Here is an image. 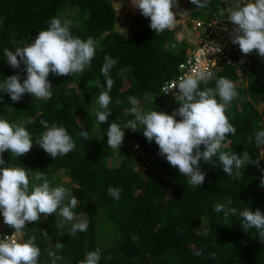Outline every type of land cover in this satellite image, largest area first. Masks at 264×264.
<instances>
[{"label": "trees", "instance_id": "obj_1", "mask_svg": "<svg viewBox=\"0 0 264 264\" xmlns=\"http://www.w3.org/2000/svg\"><path fill=\"white\" fill-rule=\"evenodd\" d=\"M220 1L210 0L203 10L218 11ZM59 11L68 15L74 36L95 41L91 65L82 75L50 73L53 88L47 100L24 94L13 102L0 91V119L23 123L33 141L30 151L17 158L7 151L0 153L5 165L29 170L30 187L40 183L34 176L42 171L52 187L69 189L78 201L73 212L88 221V229L76 235L70 234L72 222L62 218L59 209L42 214L38 222H26L23 240L36 237L41 249L38 264H50L48 249L56 243L64 245L52 249L59 258L56 264H78L96 248L101 249L99 264H264V240L255 228L242 227L241 216L245 208L264 213V145L255 142L256 133L264 130V58L255 51L243 54L230 43V63L207 85L200 84L201 90L214 88L219 77L234 83L239 95L226 115L237 131L226 136L222 150L237 155L248 152L250 161L234 169V174L239 172L235 178L223 172L218 154L210 162L201 161L205 179L193 187L187 182L189 177L171 167L142 130L123 129L119 150L106 142L111 122L123 128L134 119L124 111L131 107L129 96L138 99L141 112L171 115L179 106L178 98H163L160 88L179 74V64L190 47L172 53L178 47L170 43L174 31L155 33L149 18L139 10L129 19L127 31L117 32L110 0H0V79L17 73L21 82L26 78L25 66L21 63L20 68H12L4 49L23 47L18 45L21 41L32 43L51 18H61ZM105 55L117 64L110 71L115 81L110 92L111 113L105 124L98 125L94 108L100 89L95 83H105L100 72ZM41 120L65 127L75 142L74 150L53 160L35 143L46 131ZM81 125L91 139L85 141L77 134ZM110 186L121 189L119 200L107 194ZM217 203L235 208V215L225 219L223 213H215ZM197 250L203 255L195 256Z\"/></svg>", "mask_w": 264, "mask_h": 264}, {"label": "clouds", "instance_id": "obj_2", "mask_svg": "<svg viewBox=\"0 0 264 264\" xmlns=\"http://www.w3.org/2000/svg\"><path fill=\"white\" fill-rule=\"evenodd\" d=\"M131 3L142 16L149 18V27L155 33L175 27L177 14L172 9L177 0H131ZM190 3L197 8L206 9L210 0H190ZM67 16L63 13L61 18H51L47 29L39 31L32 43L21 41L18 45L22 44L23 47L16 46L14 51L4 49L6 61L12 68H20L21 63L25 66L26 78L22 82L19 73L0 79V91L7 93L13 102H19L24 94L37 99H50L53 88L48 80L50 73L58 76L82 75L85 68L91 65L96 53L95 41L92 37L82 40L74 36ZM213 17L226 19L234 25L231 31L227 28L224 30L229 31L231 43L235 47L239 46L243 54L255 51L264 58V0H237L232 10L228 3H222L217 15L211 18ZM211 18L198 19L206 22ZM116 64L115 59L105 55L100 69L105 83L101 84L98 80L95 83V87L100 89L94 108L98 125L105 124L111 113L110 92L115 81L110 76V71ZM213 77L215 76L210 71L202 68L181 77L174 86L178 89L179 106L171 115L156 110L141 112L137 107L138 99L129 96L128 103L131 107L124 111L134 119L126 121L123 128L116 122H111L107 127V145L119 150L124 138L123 129H140L147 141L156 143L159 154L171 167L189 177L187 182L191 186H200L204 182L205 174L201 171L200 162H210L217 154L223 172L235 178L239 172L234 174V169L245 165V160L250 161V156L248 152L237 155L232 151H223L222 148L226 136L235 135L237 131L229 122L226 111L239 93L234 83L224 77L216 79L214 88L205 87L201 90L200 84L207 85ZM116 104H120L119 99ZM177 116L180 117L179 120L176 119ZM40 124L46 131L35 143L53 160L74 150L75 142L65 127L54 123L49 126L45 120H41ZM80 128L77 134L85 141L91 139L88 131L83 130V125ZM248 139L251 142L252 137ZM255 142L257 145H264V130L256 133ZM32 145V137L23 123H9L0 119V153L7 151L17 158L29 152ZM0 165H4L0 167V215L3 222L14 229L13 235L0 239V264H38L41 249L36 245V237L32 235L23 240V230L26 222H38L42 214L47 216L59 209L60 216L72 222L69 230L71 235L88 229V221L77 217L73 212L78 201L69 189L64 186L52 187L42 171H37L34 176L35 181L40 183L30 187L29 170L6 166L2 156ZM261 183L264 185V179ZM107 194L119 200L121 189L110 186ZM213 211L223 213L225 219L236 213L235 208L220 203L213 206ZM241 216L242 227L255 228L257 235L264 240V213L259 209L253 212L245 208ZM41 234L48 236L43 231ZM17 236H22V240H17ZM63 246L60 243L49 246L47 254L51 258L50 264H56L59 259L52 249L59 250ZM194 255L201 256L203 252L197 250ZM100 259L101 249L96 248L88 252L86 258L78 264H99Z\"/></svg>", "mask_w": 264, "mask_h": 264}, {"label": "built area", "instance_id": "obj_3", "mask_svg": "<svg viewBox=\"0 0 264 264\" xmlns=\"http://www.w3.org/2000/svg\"><path fill=\"white\" fill-rule=\"evenodd\" d=\"M233 27L234 25L228 20L218 17H213L206 22L199 19L195 20L192 23L194 39L196 40L194 48L186 52L185 59L179 64V74L173 79L166 80L161 86L162 97L165 99L178 98V89L174 86L181 77L192 74L197 69H206L215 76L221 67L228 65L230 63L231 41L227 42V37L230 36L229 31ZM225 28L229 31H225ZM13 233L14 229L6 225L2 215H0V239H3L4 236H11ZM15 238L22 240V236Z\"/></svg>", "mask_w": 264, "mask_h": 264}, {"label": "rangeland", "instance_id": "obj_4", "mask_svg": "<svg viewBox=\"0 0 264 264\" xmlns=\"http://www.w3.org/2000/svg\"><path fill=\"white\" fill-rule=\"evenodd\" d=\"M110 1L115 11L116 23L114 26L117 32L127 31L129 27V19L132 16H134L137 8H135L132 5L131 0H110ZM221 1L223 3V1L225 0H221ZM172 11L175 14H177L176 15L177 21L175 27L171 28V30L174 32L172 33V39H170L171 40L170 43L174 42V44L178 45V47L173 48L172 53L174 54L178 53L183 48L187 49L188 48L187 46H189L190 49L194 48V43L196 40L194 39V31L192 30V25H191L192 21L197 20L198 18H200L201 20H207L208 18L217 15V10L211 13L207 10L197 8L196 5L190 3V0H177V4L172 9ZM60 15H63V13L61 12ZM177 39L180 40L181 42H177L176 41ZM230 41H231V37L229 36L227 37V42ZM242 61L243 59L241 60V62Z\"/></svg>", "mask_w": 264, "mask_h": 264}, {"label": "crops", "instance_id": "obj_5", "mask_svg": "<svg viewBox=\"0 0 264 264\" xmlns=\"http://www.w3.org/2000/svg\"><path fill=\"white\" fill-rule=\"evenodd\" d=\"M243 2H249V0H243ZM223 3H228L230 6V9L232 10V8L237 3V0H225V1H223Z\"/></svg>", "mask_w": 264, "mask_h": 264}]
</instances>
